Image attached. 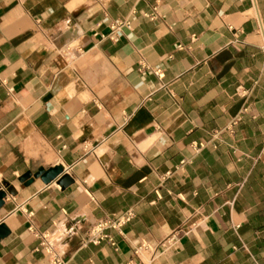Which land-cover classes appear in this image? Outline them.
I'll return each instance as SVG.
<instances>
[{"label": "crops", "instance_id": "1", "mask_svg": "<svg viewBox=\"0 0 264 264\" xmlns=\"http://www.w3.org/2000/svg\"><path fill=\"white\" fill-rule=\"evenodd\" d=\"M0 183V264H264V0H0Z\"/></svg>", "mask_w": 264, "mask_h": 264}, {"label": "built area", "instance_id": "2", "mask_svg": "<svg viewBox=\"0 0 264 264\" xmlns=\"http://www.w3.org/2000/svg\"><path fill=\"white\" fill-rule=\"evenodd\" d=\"M127 27L130 28V22L128 21H122L118 22L114 25L111 26V33L105 38L110 39L113 42H118L119 37L116 36L114 33L116 31H119L122 27ZM104 37V36H102ZM149 71H152L155 75H157L159 78H163L164 73L162 72L161 69H155L151 70L149 67L142 65L141 66V72L147 73ZM5 83V80L3 81ZM203 147L201 145L199 148ZM184 163V162H183ZM134 214L131 211L126 212L124 215L116 218V219H106V220H100L98 221L95 225L92 226L91 230L89 231L88 237H87V242L92 243L94 245H99L102 241L108 240L112 245H115L114 240L106 233V231L110 228L113 229H119L123 227L125 224L129 223L131 219L133 218ZM41 238L43 239V242L41 243V248L44 249V251L49 255L51 252L54 251V246L49 242L47 235H42ZM147 249L146 244H142L139 246L136 250V254L140 252V250ZM54 264H63L61 259L56 256V253L54 254ZM128 264H140V263H135V262H129Z\"/></svg>", "mask_w": 264, "mask_h": 264}, {"label": "water", "instance_id": "3", "mask_svg": "<svg viewBox=\"0 0 264 264\" xmlns=\"http://www.w3.org/2000/svg\"><path fill=\"white\" fill-rule=\"evenodd\" d=\"M34 179H41L47 185L52 183L53 181H57V184L63 189L67 188L68 186L74 183L73 178L69 174H64V168L60 165L49 168L48 170L40 168L38 172L34 175L32 174V172L29 171L22 175L19 180L25 185H30L33 183ZM9 192H11L13 195H15L16 193L14 187H9ZM6 196L7 195L4 192V195H2V200L4 203V199ZM4 203H2L0 207H2ZM9 235V228L5 224H0V241L2 239H5Z\"/></svg>", "mask_w": 264, "mask_h": 264}, {"label": "bare ground", "instance_id": "4", "mask_svg": "<svg viewBox=\"0 0 264 264\" xmlns=\"http://www.w3.org/2000/svg\"><path fill=\"white\" fill-rule=\"evenodd\" d=\"M47 238L49 240V242H51V244L54 246L55 249H57L58 242L62 239V238H66L67 237V233H65V231H60L57 234H46ZM54 254L55 251L51 252V254H49L50 259L54 258Z\"/></svg>", "mask_w": 264, "mask_h": 264}, {"label": "rangeland", "instance_id": "5", "mask_svg": "<svg viewBox=\"0 0 264 264\" xmlns=\"http://www.w3.org/2000/svg\"><path fill=\"white\" fill-rule=\"evenodd\" d=\"M9 187L10 185L8 184H3V183H0V206L2 205L3 200H2V195H4V192L6 193V197L4 199V201L7 199L8 195H13L11 192H9ZM5 204V203H4ZM1 208V207H0Z\"/></svg>", "mask_w": 264, "mask_h": 264}]
</instances>
